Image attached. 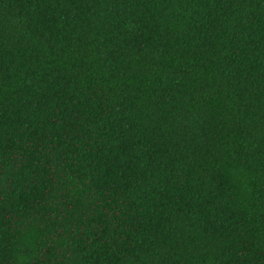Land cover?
<instances>
[{
  "label": "trees",
  "instance_id": "16d2710c",
  "mask_svg": "<svg viewBox=\"0 0 264 264\" xmlns=\"http://www.w3.org/2000/svg\"><path fill=\"white\" fill-rule=\"evenodd\" d=\"M0 264H264V0H0Z\"/></svg>",
  "mask_w": 264,
  "mask_h": 264
}]
</instances>
